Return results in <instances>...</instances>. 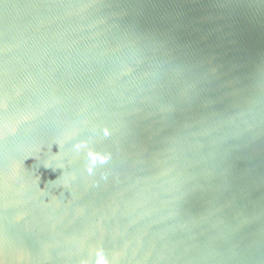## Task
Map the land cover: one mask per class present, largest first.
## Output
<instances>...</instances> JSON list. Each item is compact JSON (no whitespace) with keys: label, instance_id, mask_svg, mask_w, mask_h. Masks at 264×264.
Wrapping results in <instances>:
<instances>
[{"label":"water","instance_id":"95a60500","mask_svg":"<svg viewBox=\"0 0 264 264\" xmlns=\"http://www.w3.org/2000/svg\"><path fill=\"white\" fill-rule=\"evenodd\" d=\"M0 264H264V0H0Z\"/></svg>","mask_w":264,"mask_h":264}]
</instances>
